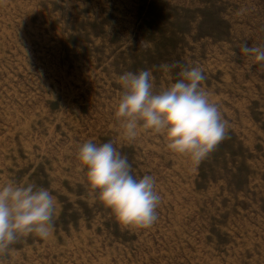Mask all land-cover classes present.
<instances>
[{"label":"rangeland","instance_id":"obj_1","mask_svg":"<svg viewBox=\"0 0 264 264\" xmlns=\"http://www.w3.org/2000/svg\"><path fill=\"white\" fill-rule=\"evenodd\" d=\"M245 42L264 48V0H0V183L57 200L53 235L19 238L0 264H264V65ZM187 66L229 122L198 167L162 134L127 141L115 115L120 75L150 70L158 92ZM89 140L156 178L153 226L100 202L77 159Z\"/></svg>","mask_w":264,"mask_h":264},{"label":"clouds","instance_id":"obj_2","mask_svg":"<svg viewBox=\"0 0 264 264\" xmlns=\"http://www.w3.org/2000/svg\"><path fill=\"white\" fill-rule=\"evenodd\" d=\"M140 45L148 47L144 40ZM240 51L264 65V48L249 47L245 42ZM176 66L162 64L161 68L169 71ZM204 80L199 66L183 67L178 80L157 92L150 70L120 75L122 94L115 115L124 138L133 142L140 128L162 134L171 153L187 156L198 167L227 138L229 130L219 105L203 90ZM77 159L86 169L90 188L122 226L147 229L157 222L162 196L156 178L134 176L127 157L112 142L98 145L89 140L79 147ZM56 213L57 200L48 188L30 182L0 183V253L9 251L23 236L48 240Z\"/></svg>","mask_w":264,"mask_h":264}]
</instances>
